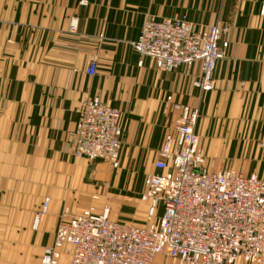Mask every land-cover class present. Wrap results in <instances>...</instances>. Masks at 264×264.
Masks as SVG:
<instances>
[{
	"label": "crops",
	"instance_id": "0c3cea01",
	"mask_svg": "<svg viewBox=\"0 0 264 264\" xmlns=\"http://www.w3.org/2000/svg\"><path fill=\"white\" fill-rule=\"evenodd\" d=\"M181 16L196 32L217 21L228 27L208 93L193 86L199 63L168 73L131 47L147 17ZM87 98L120 113L122 169L133 162L137 171L155 172L156 153L179 116L173 107L181 105L199 111L195 134L207 171L264 180V0H0V264H40L62 213L108 209L111 222L148 224L144 181L141 206L116 221L93 198L114 168L69 154L75 109ZM167 259L157 255L152 264ZM68 263L62 253L58 264Z\"/></svg>",
	"mask_w": 264,
	"mask_h": 264
},
{
	"label": "built area",
	"instance_id": "2783aa9c",
	"mask_svg": "<svg viewBox=\"0 0 264 264\" xmlns=\"http://www.w3.org/2000/svg\"><path fill=\"white\" fill-rule=\"evenodd\" d=\"M76 25L72 19L70 33H75ZM227 32L220 21L196 32L186 16L147 17L131 47L168 73L199 63L201 76L193 86L204 94L215 86L214 71L225 58L227 43L222 36ZM95 72L93 60L86 75ZM173 109L179 116L156 153L155 172L144 181L141 201L148 205V224L111 222L108 209L101 214L93 208L78 215L62 213L53 244L40 264H58L62 253L69 257L68 264H152L157 255L176 264H264V180L230 170L207 171L195 134L198 109L181 105ZM75 114L70 156L105 161L116 168L123 137L119 111L98 98H87ZM48 206L45 199L35 226Z\"/></svg>",
	"mask_w": 264,
	"mask_h": 264
},
{
	"label": "rangeland",
	"instance_id": "374dc122",
	"mask_svg": "<svg viewBox=\"0 0 264 264\" xmlns=\"http://www.w3.org/2000/svg\"><path fill=\"white\" fill-rule=\"evenodd\" d=\"M212 133L213 127L207 130L206 138H212ZM98 162L102 161L98 160ZM118 166L116 168L113 167L114 169L111 168L112 170L110 169L111 178L106 177L102 180L101 184H98L97 193H99V195L94 197H97L96 200L102 201V205H108L110 207V218H117L116 221L125 222L124 219L120 218L121 215H133L136 211L135 209L138 208V206H141L139 196L143 190V181H145V176L151 171L150 168L143 172L137 171L138 167H136L133 162L125 163V168L123 169L121 162ZM132 171L135 172L133 176L131 173ZM157 215H160V213L158 212ZM137 222L135 221L132 223ZM143 223L144 221L141 222V224ZM167 264L176 263L167 259Z\"/></svg>",
	"mask_w": 264,
	"mask_h": 264
}]
</instances>
